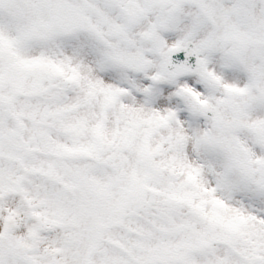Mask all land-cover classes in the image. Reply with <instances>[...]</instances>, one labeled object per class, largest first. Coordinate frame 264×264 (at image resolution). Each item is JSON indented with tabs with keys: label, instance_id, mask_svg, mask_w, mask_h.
<instances>
[{
	"label": "snow or ice",
	"instance_id": "6c2138e0",
	"mask_svg": "<svg viewBox=\"0 0 264 264\" xmlns=\"http://www.w3.org/2000/svg\"><path fill=\"white\" fill-rule=\"evenodd\" d=\"M0 222V264H264V0H0Z\"/></svg>",
	"mask_w": 264,
	"mask_h": 264
},
{
	"label": "clouds",
	"instance_id": "9594fccd",
	"mask_svg": "<svg viewBox=\"0 0 264 264\" xmlns=\"http://www.w3.org/2000/svg\"><path fill=\"white\" fill-rule=\"evenodd\" d=\"M149 71H153V70L149 69ZM218 95L223 97L224 94L220 92L218 93ZM227 103L228 101H225V104ZM198 126L202 130H207L210 136L218 137L222 135V129L214 125L211 113H208L207 115L202 117L201 122L198 124ZM188 147H189L190 158L197 163H201L205 165V178L209 179L210 181L213 180L214 176H212L211 171L207 167L209 163H212V160L208 158L209 154L205 153L202 149L198 150L191 141H189ZM211 155H215V154L213 153ZM26 222H33V221L30 219L29 220L17 219L14 222H12L11 226L13 230L18 231L19 228L22 226V224ZM3 227H4L3 223L0 222V230H3Z\"/></svg>",
	"mask_w": 264,
	"mask_h": 264
}]
</instances>
